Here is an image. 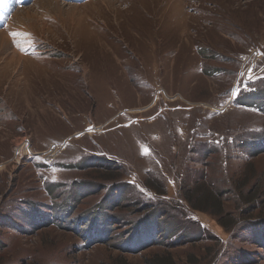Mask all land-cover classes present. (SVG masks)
<instances>
[{
  "label": "rangeland",
  "instance_id": "374dc122",
  "mask_svg": "<svg viewBox=\"0 0 264 264\" xmlns=\"http://www.w3.org/2000/svg\"><path fill=\"white\" fill-rule=\"evenodd\" d=\"M19 5L0 28V264H264V0ZM201 188L221 216L193 209Z\"/></svg>",
  "mask_w": 264,
  "mask_h": 264
},
{
  "label": "trees",
  "instance_id": "16d2710c",
  "mask_svg": "<svg viewBox=\"0 0 264 264\" xmlns=\"http://www.w3.org/2000/svg\"><path fill=\"white\" fill-rule=\"evenodd\" d=\"M255 149L256 150H261V146H259V147H255ZM201 190H203V191H201ZM201 190H199V191H192V195L193 194H197V195H200L201 194V197L199 198V199H197V201L199 202V203H194V205H192L193 206V209H195V210H199V211H202L203 213L204 212H207L208 210V208H209V210H211L210 211V213L211 214H213V215H215V216H221L222 214H223V205L222 204H219V203H221V200H222V198H220V196L219 195H216L215 193H213V192H210L209 190L207 191V190H204V188H201ZM191 193H189V195H187V201H188V203H190V201L188 200V198H190L191 199ZM244 201V200H243ZM245 202V201H244ZM212 208L214 209V210H212ZM42 220H44V218L42 217L41 218ZM224 220H221V223H223V226L224 227H228V225H225V223H227V222H223ZM258 221H260L261 223H264V218L263 219H259ZM41 222V221H40ZM111 223H113V222H111V221H108V223H107V225H109L110 224V226L112 225ZM35 224H39V225H42L43 223H39V221H36L35 220ZM237 225H239V223L238 224H236V226ZM264 225V224H263ZM235 226V227H236ZM230 227V226H229ZM228 227V228H229ZM66 228H68V227H66ZM73 230H75V231H77L78 232V230L76 229V228H73ZM95 231V230H94ZM100 231H102L104 234H108V236H109V233L111 234L112 232V230H110V228L108 229V232L106 231V229L105 230H100ZM79 233V232H78ZM91 233H93V232H91ZM94 234H95V232H94ZM98 234V236H99V240H92V238H88V239H90L91 241H89V245H92V244H98V243H105L107 240H108V238H104L102 235H101V233H97ZM261 246H263V248H264V244H260ZM151 264H172V262L170 263V262H168L167 260H165V261H159V262H154V263H151Z\"/></svg>",
  "mask_w": 264,
  "mask_h": 264
},
{
  "label": "bare ground",
  "instance_id": "6f19581e",
  "mask_svg": "<svg viewBox=\"0 0 264 264\" xmlns=\"http://www.w3.org/2000/svg\"><path fill=\"white\" fill-rule=\"evenodd\" d=\"M8 9V8H7ZM25 9V7H23L21 10H24ZM20 14V12H18V15ZM20 16V15H19ZM30 17H31V19L32 20H34L35 19V15L34 14H32V15H30ZM0 18H2V16H1V13H0ZM21 18H22V15H21ZM25 19H28V18H25ZM30 19V18H29ZM6 20H8V19H6ZM1 32V31H0ZM13 53V52H12ZM19 54V53H18ZM17 55V54H16ZM15 55V56H16ZM18 56V55H17ZM17 56L16 57H12L14 60H15V58H16V60H18V59H22L23 57L22 56H18V58H17Z\"/></svg>",
  "mask_w": 264,
  "mask_h": 264
},
{
  "label": "built area",
  "instance_id": "2783aa9c",
  "mask_svg": "<svg viewBox=\"0 0 264 264\" xmlns=\"http://www.w3.org/2000/svg\"><path fill=\"white\" fill-rule=\"evenodd\" d=\"M27 146V141L25 140L21 145H20V150L23 151L25 149V147ZM51 149V148H50ZM47 154V153H45Z\"/></svg>",
  "mask_w": 264,
  "mask_h": 264
}]
</instances>
